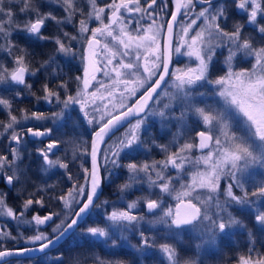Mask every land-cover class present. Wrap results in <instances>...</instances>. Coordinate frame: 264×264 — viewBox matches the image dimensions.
Masks as SVG:
<instances>
[{"label": "snow or ice", "instance_id": "1", "mask_svg": "<svg viewBox=\"0 0 264 264\" xmlns=\"http://www.w3.org/2000/svg\"><path fill=\"white\" fill-rule=\"evenodd\" d=\"M48 2L61 8L64 15L43 11L44 0H0V52L6 53L12 64L9 68L0 62V85L22 86L37 101L54 103L59 108L50 115L21 109L23 115L18 118L13 115V101L0 96V109L6 110L8 115L7 123L0 121V128L3 129L0 136L10 133L7 152H0V179L10 187L27 183V168H22L21 164L26 138L32 137L43 145L36 149L42 161L41 171L63 169L68 180L73 181L66 156H56L64 141L56 138L54 128L45 127L43 122L52 120L55 123L65 119L77 107L84 122L92 128V134L90 148L82 147L76 141L71 142L73 159L87 156L91 166L85 167L82 162L80 167L84 183L74 182L66 194L54 197L68 211L52 228L51 235L41 231L40 226L53 221V217L60 216V213L43 216L35 213L31 220L26 214L34 206L44 208V197L38 194L46 188H55V185H47L46 188L37 186L35 191L28 192L19 209L8 205V194L0 192V217L35 226V234L27 237L0 231L3 239L17 242L23 239L26 244L34 245L11 249L0 245V264H8V257L24 256L33 251L43 253L79 227L84 217L93 208L99 207L95 200L103 181L110 179L113 170L121 168L126 169L128 174L127 180L118 185L122 195L143 182L148 184V194L129 201L124 209L105 212L107 224L103 227L88 225L81 229L82 235L108 239L117 228H138L141 222H145L152 226L163 224L169 230H177V234L185 229L202 227L203 235L214 241L220 233L247 227L233 213V208L250 210L255 224L264 229V179L251 183L249 190L253 170H264V0H233L237 12L243 13L246 19L234 22L231 30L226 27L228 8L216 0H172L171 7L168 3L158 4V0H143V3L142 0H109L103 4L88 0L87 13L79 7L78 0ZM166 10L170 13L169 18L161 22L160 13ZM78 13L82 17L77 26L78 35L63 31L66 24L76 25ZM126 13L140 15L138 19L130 20L125 18ZM18 14L25 19L18 20ZM91 20L98 22L99 26L90 28ZM147 20L151 23L145 26L142 21ZM198 21L201 23L198 24ZM49 22L60 29L55 35H45ZM129 25L134 27L129 28ZM248 26L260 34L259 46L252 36L245 35L244 29ZM161 30H166V39H161ZM16 35H23L29 41L52 42L55 53L73 58H76L77 52L71 42L78 39L86 41L79 56L83 64L82 74L74 78L77 82L75 93L71 91L69 81L64 80L56 68L50 75L57 77L58 82L55 85L50 81L43 83L42 95L33 92V86L26 77L35 76L39 71L48 74V69L55 64V56L50 55L39 63V67H33V54L16 43L13 39ZM100 36L108 37L110 41L101 45ZM174 36L180 38L175 47L172 43ZM213 40L217 42L213 43ZM223 47L228 50L224 58L227 70L224 75L212 78L216 49ZM173 51L187 56L189 60L194 58L195 67L170 68ZM238 54L252 58L250 69L234 68L233 62ZM97 72H103L108 78L107 83L97 78ZM204 85L211 86L213 93L222 100V107L197 106L196 97L206 95L197 89ZM138 92L141 93L139 96ZM23 95L22 91H16L15 99H21ZM132 97H136L135 102L126 103ZM164 99L168 102L163 103ZM174 102L183 106L179 116L169 112ZM161 103L162 108L157 111L152 109V104L159 106ZM186 113H194L204 130L196 132L194 137L183 139L178 127L169 143L153 140V145L164 153L163 160L136 162L133 159L126 164L121 163L122 154L131 155L144 144L141 132L148 116H159L162 122L176 120L178 125L183 126ZM29 120L40 122V126L34 125L25 130L22 121ZM125 124L124 132L109 144L106 137L111 139ZM45 138L48 141L46 144ZM181 139L183 143H180ZM194 150L200 151L201 155L193 158ZM189 168L195 170L190 172ZM170 170H174L175 174ZM155 189L158 192L153 191ZM25 191L22 186L18 194L23 195ZM165 196L172 197L175 204L165 206ZM141 202L152 219H146L145 214L134 213L133 210ZM73 205L78 210H74ZM138 234L139 243L133 245L138 251L157 247L154 239L144 231ZM248 235L250 238L253 236L251 229ZM121 238L126 239L123 231ZM116 244L117 240L112 239V245ZM158 247L168 264H181L177 249L172 244L164 243ZM248 251L249 255L239 256L237 264H264V255L253 258L250 255L253 249L250 247ZM56 259L59 261L61 257ZM183 264H195V261L186 260Z\"/></svg>", "mask_w": 264, "mask_h": 264}, {"label": "flooded vegetation", "instance_id": "2", "mask_svg": "<svg viewBox=\"0 0 264 264\" xmlns=\"http://www.w3.org/2000/svg\"><path fill=\"white\" fill-rule=\"evenodd\" d=\"M48 1V0H47ZM169 1V0H168ZM100 4L109 2V0H98L97 1ZM216 2L221 3L220 0H216ZM143 3V0H142ZM163 0H158V4H162ZM44 4L51 6H54L53 12L57 16H63L64 13L61 8L57 7L55 4H51L49 2H45ZM78 5L83 9L85 13L88 11V0H78ZM156 11L159 12V8H156ZM163 12L160 13V17L162 16ZM140 14H125L126 19L135 20L139 18ZM244 15V14H243ZM82 17L78 13L75 17L76 25L73 24H66L63 26V31H67L72 35H78L77 33V26L78 22ZM244 18L246 19L245 15ZM180 19V17H179ZM105 23H107V19H105ZM142 23H147V21H142ZM99 24L95 20L89 21V27L95 28L98 27ZM134 25H129V28H133ZM248 32H250L251 36H257L258 33L253 30L252 27H247ZM60 29L53 23L49 22L46 29H45V35H55L57 32H59ZM86 35L90 36V33H87ZM260 36V35H259ZM101 41V45H103L106 42L110 41V38L105 36L98 37ZM13 39L16 41L17 44H19L22 47H26L30 53H32L31 59L33 60V67H39V63L43 60L48 59L50 55L55 56V64L48 69V74H46L44 71H39L35 76H28L26 77V80L29 84H31L32 91L35 92L37 95H42L41 86L46 81H50L53 85H55L58 82V78L55 76L50 75L53 71V68H56L58 72H60V76L64 80L69 81V86L73 94L75 93V90L77 88V82L75 81V76L78 74H82V68L83 64L81 60L79 59L80 54L83 52L84 47L86 46V41L83 40H76L72 41L71 44L73 46V49L77 52L76 58H73L72 56H64L62 54L55 53V45L52 42L49 41H29L26 40L23 35H16L13 37ZM261 42V41H260ZM173 44H174V37H173ZM97 51H100L98 49ZM126 60L128 58H125ZM0 62L5 63L9 68L12 67L11 64V58L7 56L6 53L0 52ZM174 67L173 63V56H172V64L171 68ZM62 70V71H61ZM110 71V68H109ZM97 78L107 83V77L103 75V72H97L95 73ZM71 78V79H70ZM169 79V77H167ZM16 91H22L24 93L23 97L21 99H15V93ZM62 91V90H61ZM143 90H141L142 92ZM140 93H137V96ZM0 96L7 97L13 101V115H16L18 118L23 115V113L20 111L21 109H27L29 112L31 111H39L44 112L46 114H51V112L57 111L58 107L53 104H48L43 100L37 101L35 97L28 94V90L23 88L22 86L19 87H9L7 85H0ZM136 97H132L129 100L126 101V103H130L132 100H134ZM78 108H76L74 111L71 112V115L67 118L63 119L62 125L60 126L62 129H64V132L67 134L72 133H78V134H84L89 130V125L84 122L83 118L81 119L80 115L78 114ZM75 115V117H74ZM74 117V118H73ZM0 121L7 123L8 122V115L6 110L0 109ZM77 123H80L79 126H77ZM54 122L52 120H48L46 122H43V125L45 127H52L55 130V126L53 125ZM40 126V122H36L34 120L29 121H22V126L26 130L27 127L32 126ZM126 125V124H125ZM124 125V127H125ZM70 130H68V128ZM150 127V126H148ZM154 127V126H153ZM123 127L119 129V131L122 130ZM17 130L19 131L20 128L18 127ZM3 129L0 128V132H2ZM92 131V130H91ZM117 131L115 135L119 132ZM198 130H194L193 134ZM90 134V133H89ZM8 135L10 133H5L3 136H0V152H7L6 145L9 143L8 141ZM194 137V136H193ZM57 138V137H56ZM89 138V136H88ZM114 139V136L111 139H107L108 143ZM26 147L24 148V154H23V163L21 164L22 168H27V183L21 184L17 183L15 187H25L26 191L23 193V195L18 194V190L15 187H10L6 183L3 182L2 179H0V192L7 193V203L8 205L12 206L13 208L19 209L23 199L27 198L28 192H32L36 190V186L40 185L41 187H45L47 185H55V188L48 189L44 192H40L38 195L44 197V203L45 207L40 208L38 205L34 206L32 210H30L26 217L28 220H31V216L35 213L40 214L41 216L47 215L49 213H60V216L53 217V221L48 222L45 225L40 226V230L45 232L46 234L51 235L52 234V228L55 226V224L59 223L61 219L64 218V214L68 211L67 209H64L63 204L54 197H58L61 194H66L69 189L72 187V184L74 182L84 183L83 180V174L80 173V164L85 161V164L87 163V156L73 159L72 151H73V145H71L69 148L66 147L64 143L60 145L59 151L56 152V156H61L67 158V162L69 163V171L71 175L74 177L73 181H69L67 178V175L65 173V170L63 169H55L51 171L49 174L42 171L40 172L41 168L40 165L42 163L41 159L38 157L36 153L37 147L43 146L41 145L35 138L28 137L26 138ZM78 140V139H77ZM76 140V142H77ZM84 140V139H83ZM114 141V140H113ZM48 141L45 138L44 144H46ZM82 147H88V140L86 142V145L84 141H81ZM72 144V143H71ZM104 146V145H103ZM102 146V147H103ZM198 151V150H197ZM140 151H137L134 153V155H123V159L121 160L122 164H126L131 160H135L136 162H144L142 158H145L147 155V152L145 153V156L138 154ZM200 152V151H199ZM138 154V155H137ZM140 155V157H139ZM138 159H135L137 158ZM55 159V157H52ZM102 162V161H101ZM110 167V166H109ZM126 169L121 168L118 170H113L112 174L110 176V179L104 180L101 185V191L98 196V198H101L100 201H98L97 205L99 207L93 208L90 213H88L82 222L80 223L79 227L75 228L73 231L69 232L66 237L61 239L57 244L52 246L50 249L46 250L43 253H40L36 256L26 257V258H20L21 261H30L32 264H49L50 261H58L56 259L57 256H60L61 259H64L67 264H74L76 258L79 256L81 257V264H90L88 263L89 260V250L91 245H97L103 249V245L107 243V240L101 239V238H89L88 236L81 234V229L85 228L88 225H95L99 224L100 226H105L104 223V213L106 207L112 203V201L115 198H122L121 201H118L116 204H113L114 206H111V208H126L127 203L131 200H135L138 197H141L142 194H140V188H143L144 186H147L148 184L146 182L136 184L138 185V188H132V190H128L123 195L118 191V185L124 183L127 180V174ZM103 175H109L108 172H102ZM38 183V184H37ZM21 189V188H20ZM97 198V199H98ZM96 199V200H97ZM107 201V203H104ZM173 205L175 202L172 203ZM77 206L73 205V209L76 210ZM137 213L140 214H147L145 211V207L143 205V202H141L140 206L135 209ZM27 228V225H25ZM22 228V231L24 232V236H29V233L35 232V226L30 225L29 229ZM32 231V232H29ZM8 245H11L13 247L17 246H32L30 244L21 243L20 241L14 243H5ZM4 244V245H5ZM104 250V249H103ZM106 252V250H104ZM79 252H81V255H79ZM47 255V259L39 262L37 261V258ZM103 264H106L105 261H102ZM101 264V262L99 263Z\"/></svg>", "mask_w": 264, "mask_h": 264}, {"label": "rangeland", "instance_id": "3", "mask_svg": "<svg viewBox=\"0 0 264 264\" xmlns=\"http://www.w3.org/2000/svg\"><path fill=\"white\" fill-rule=\"evenodd\" d=\"M98 1V0H97ZM44 2H48L47 0H44ZM89 7V5H88ZM46 10V8H45ZM243 14V13H241ZM246 17V16H245ZM161 22L164 20V16L162 14V16L160 17ZM106 22V21H105ZM186 22V21H185ZM151 23V20H147V23H145V26H147V24ZM198 24L201 23V21L197 22ZM252 27V26H250ZM162 31V30H161ZM177 32L180 31V28L177 27L176 29ZM245 35H252L250 32L245 31L244 30ZM260 34L258 33L257 36H252L253 39L256 41L257 46H259L260 41H261V36H259ZM179 36H174V44L173 47H175V45L179 42ZM217 41L213 40V43H216ZM186 49H182V51H184ZM217 55L214 58L213 61V65H215V67H217V69L215 71H218L216 73V75H212V78H216L218 76H222L224 75L225 71L227 70L225 65H224V58L227 55V48L223 47V48H217L216 49ZM173 63H174V67H185L188 65H191L192 67H195V60L194 58L192 60H189V58L187 56H183V55H178L173 51ZM253 60L251 57H246L243 54H238V56L235 58L234 62H233V66L235 69L239 70L242 68H248L250 69L252 66ZM171 79V77H169V80ZM170 90V89H169ZM198 92H204L206 93L205 96H197L195 103L197 104V106L200 107H204L205 105H211L213 107L219 108L223 106V102L220 99V97L216 96L213 93V90L211 88V86L209 85H204V87L198 88L197 89ZM168 100L164 99L163 103H167ZM163 103H161L159 106H157L156 104H152V109L154 111H157L159 108L163 107ZM78 108V107H77ZM59 110V108H58ZM57 110V111H58ZM78 110V114L76 115H80L81 119L83 118L82 115L79 113V108ZM184 110L183 106L179 103V102H174L172 105V108L169 110L170 114L171 113H175V115L179 116L180 112ZM75 117V115H74ZM73 117V118H74ZM62 120L55 122L53 125L55 126V136L61 140L64 141V145L65 148L66 147H70L72 144V141H76V140H72L74 139L75 136H71V134H67L66 132H64V129H62L60 126L62 125ZM80 123H77V126H79ZM168 125H171L169 127H167ZM148 126H155L156 131L154 132L153 130H149ZM127 127V125H125V127L122 128L121 131H119L117 133V135L114 136V139H116V137H119L121 135V133L124 132L125 128ZM178 127H180V131L183 134V139H187L189 136H194L191 135L190 133V129L194 128L195 130H204L203 129V125L200 122L199 118L194 114V113H186V117H185V121L183 126L178 125V122L176 120H165V121H161V118L159 116H154V115H150L147 117V123L144 126L142 132H141V136H142V140L148 136L147 134L150 135L152 138L155 137V141L156 143H162V144H167L169 143V141H171L173 139V134L177 133L178 131ZM238 127V126H237ZM68 130H70L69 127H67ZM90 129V128H89ZM77 139V138H76ZM82 139V135H80L78 137L77 142L78 143H82L81 140ZM183 139L180 140V143H183ZM113 140L110 142L112 143ZM155 148V145H154ZM138 150H140L139 148L136 151H133L131 154L134 155L135 152H137ZM172 150H175V147L172 148ZM73 152V151H72ZM145 151L143 152V155H145ZM73 155V153H72ZM201 155V154H200ZM198 155V156H200ZM147 159H149L151 162L152 160H163L164 159V153H162L160 151L159 148H155L154 152H150L147 153ZM73 157V156H72ZM155 157V159H154ZM57 168L51 169L45 173L49 174L51 171L55 170ZM194 168H189V171H194ZM172 171V174L174 175L175 172L174 170H170ZM40 172L42 173V171L40 170ZM44 172V171H43ZM127 172V170H126ZM127 174V173H126ZM127 178H128V174H127ZM257 178V179H254ZM188 177L187 175H185V180H187ZM264 179V170L261 169H254L253 170V177L252 180L249 182V190H251V183L253 182H258L259 180ZM38 184V183H37ZM40 186V185H38ZM37 187V186H36ZM41 187V186H40ZM176 187L179 188V183L176 184ZM17 189H20L21 187H15ZM133 188H138V185H135ZM132 190V189H130ZM140 194H142L141 196L147 195L149 192V187L144 186L143 188H140ZM153 191L158 192V189H155ZM155 198V197H153ZM122 198H115L111 204H109L105 209V212H111L113 209H121V208H116L113 207L111 208V206H114L113 204H116L118 201H121ZM165 200V206H167L168 204H172L173 202H175L172 197L169 196H165L164 197ZM172 201V202H171ZM75 206V205H74ZM124 209V208H122ZM134 213H137V211L133 210ZM213 211H215V209H213ZM233 213H238V214H246L247 212L252 213L250 210H240L238 208H233L232 209ZM105 214V213H104ZM140 214V213H139ZM157 215H159V213H156ZM146 215V219H152V215L151 214H145ZM253 222L251 227H253V234H255V231L257 230L258 233H263L264 229H261L260 227H258L255 222H254V216L252 217ZM104 223L105 225L107 224V221L104 219ZM25 225H27V228L25 227ZM22 228H26L29 229L30 225L29 224H25V223H18L16 220H13L11 218L8 217H0V231H8L11 232V234L13 236H20L21 234H23V236L25 235L24 232L27 231H22ZM233 229H230L228 232L232 231ZM123 231V236L126 237L125 238H121V232ZM139 231H144L146 234H148L149 236H151L154 241L158 240L164 243H168V244H172V243H176L178 242V244L180 246H182V251L191 253V255L193 253L198 255H205V253H213V251L216 249L215 248V243H216V238H228L230 239V237H232V235L228 234V232L226 233H220L215 237L214 241H209L207 236L203 235V228L202 227H197L195 229H185L179 232V234H177V230H169L168 228H166L163 224H157L155 226L149 225L148 223L145 222H141V224L139 225L138 228H127V229H115L112 233L110 238L108 239H104L107 240V243H105L103 245V249L106 251H111V252H121V256L122 257H127V254H131L133 253L136 257L137 260L136 262H133L131 260L130 264H143L144 262V258L147 256H150V253L153 252L154 250L152 249H145L143 251H138L135 247H133V245H138L140 237H139ZM32 232V231H29ZM29 236H32L35 234V232L29 233ZM27 237V236H26ZM89 238H93L88 236ZM186 237L190 239H192L195 242V248L197 249L196 246V240L198 241V250L196 251V249L193 247V244L191 242H185L186 241ZM112 239H116L117 240V244L115 246L112 245ZM21 243H25V241L23 239L19 240ZM246 241L248 244H250L251 242V238L249 237V235L247 234V238L244 240ZM16 240H11V239H3L2 237H0V245H4L5 243H16ZM163 243V244H164ZM26 244V243H25ZM159 252V261L153 262L152 264H168L164 254L162 252H160V250H156ZM147 255V256H146ZM48 257L47 255H42L40 257L37 258V261L42 262L44 260H46ZM129 258V256L127 257ZM191 261H195V264H197V259L193 258L192 256V260ZM30 261H15V260H10L8 261V264H32L29 263ZM159 262V263H158ZM106 264H118L117 262H111V263H106ZM119 264H124V263H120ZM237 264V263H234Z\"/></svg>", "mask_w": 264, "mask_h": 264}, {"label": "trees", "instance_id": "4", "mask_svg": "<svg viewBox=\"0 0 264 264\" xmlns=\"http://www.w3.org/2000/svg\"><path fill=\"white\" fill-rule=\"evenodd\" d=\"M221 3L225 4V6L228 8V14H229V18L227 20V30H231L233 23L236 21H240L243 22L245 20L244 15L241 13H238L237 10L235 9L233 0H220ZM45 3V2H44ZM163 3H168L170 6V2L168 0H163ZM46 8V10H45ZM54 6H51L49 4L46 5L44 4V7L42 8L43 11H53ZM18 13V8L15 9ZM168 11L166 10L165 12H163V16H164V20L168 15ZM17 19L20 21H23L25 19V17L23 15H19L17 16ZM245 31H248L247 27L244 29ZM217 69V67H215V65H212L211 68V73L212 75H216V73L218 71H215ZM218 74V73H217ZM171 125H168L167 127H169ZM92 128H90L86 133L84 134H76V133H72L71 136H75L74 139L72 140H77L78 137L80 135H82V139L86 145V142L88 140V136L89 133L91 132ZM149 130H153L154 132L156 131L155 126H150ZM194 128L190 129V133L191 135H193L194 132ZM69 135V134H68ZM148 136L146 137V139L144 138V144L139 148L140 151L138 154L142 155L141 152L146 151L147 153L150 152H154L155 148L154 145L152 143V141L155 139L152 138L151 133L150 135L147 134ZM77 138V139H76ZM160 143V142H159ZM137 154V155H138ZM201 152L194 150L193 153V158L197 157L198 155H200ZM139 155V157H140ZM145 156V155H143ZM135 159H138L135 158ZM155 159V157H154ZM143 161H150L149 159H147V156H145V158H142ZM84 166L86 167L85 161H83ZM81 165V164H80ZM80 173L83 174V180H84V173L80 167ZM257 179V178H254ZM222 185L224 183V181L222 180ZM237 193L239 194V190H237ZM101 198H98L95 203L97 205L98 201H100ZM172 202V201H171ZM235 215H237L238 217H240L245 224L247 225L246 228H233L232 231L228 232V234L232 235V237H230V239L228 238H216V245H215V250L213 251V253L209 252V253H205V255H198L196 256L195 253H193L191 255V253L188 252H183L182 251V246H180L178 244V242L176 243H172V245L177 249V253H178V257L181 261V264H183L184 261L186 260H192V256L193 258L197 259V264H234L238 262V258L241 255L247 256L249 255V248L251 247L253 249V251L251 252V256L253 258H256L260 255H264V232L262 233H258L257 230L255 231V234H253V236L251 237V242L250 244H248L246 241H244L247 238V234H248V230L251 229L252 233H253V226L252 222H253V214L250 212H247L246 214H238L235 213ZM148 235V234H147ZM185 242H191L193 244V247L195 248V242L189 238L186 237V241ZM164 242L155 240V244L157 245V247L155 248H150L152 250H154L153 252L150 253V256H147L144 258V263L143 264H152L153 262L159 261L160 257H159V252L156 251L159 249V245L163 244ZM198 245V241L196 240V246ZM8 247H13L11 245L5 244L3 245V248H8ZM1 249V248H0ZM196 249V248H195ZM198 250V247L196 249V251ZM79 255H81V252H79ZM121 252H111V251H104L103 249H101V247L97 246V245H91L90 246V250H89V260L88 263L90 264H99L102 261H105L106 263H111V262H120V263H124V264H130L131 260L133 262H136L137 257L131 253V254H127V257L129 256V258H125L121 256ZM65 259V258H64ZM64 259H60L59 261H50L48 262L49 264H67L65 262ZM10 260H15V261H21V259H9L7 261ZM75 262L74 264H81V257L79 256L78 258L74 259ZM159 263V262H158ZM160 264V263H159Z\"/></svg>", "mask_w": 264, "mask_h": 264}, {"label": "water", "instance_id": "5", "mask_svg": "<svg viewBox=\"0 0 264 264\" xmlns=\"http://www.w3.org/2000/svg\"><path fill=\"white\" fill-rule=\"evenodd\" d=\"M169 2H170V7H171V4H172V0H169ZM169 15H170V13H168V15H167V17L165 18V20H167L168 18H169ZM179 18V17H178ZM167 38V32H166V30H162V32H161V39H166ZM172 43H173V40H172ZM171 64H172V61H171V63H170V68H171ZM167 79V78H166ZM141 94V93H140ZM139 94V95H140ZM138 95V96H139ZM135 99L136 98H134V100H132L129 104H131V103H134L135 102ZM198 131H201V130H198ZM198 131H196V132H198ZM195 132V133H196ZM91 134H92V131L90 132V134H89V138H88V147L90 148V144H91ZM194 136H195V134H194ZM106 139H108L107 137H106ZM101 146H103V145H101ZM87 163H86V167H89L90 168V159H89V157H87V161H86ZM100 191H101V188H100V190L98 191V196H99V194H100ZM96 201V200H95ZM76 210H78V208H76ZM145 211H146V208H145ZM68 235V234H67ZM66 235V236H67ZM65 236V237H66ZM63 239V238H62ZM57 244V243H56ZM55 245V244H54ZM53 245V246H54ZM20 247H34V245H32V246H17V247H8L9 249H11V248H20ZM51 248V247H50ZM49 248V249H50ZM0 250H2V248L0 249ZM48 250V249H47ZM40 253H42V252H36V251H33V252H30V253H27L26 255H24V256H12V257H8V258H6L7 260H9V259H17V258H26V257H31V256H36V255H38V254H40Z\"/></svg>", "mask_w": 264, "mask_h": 264}]
</instances>
